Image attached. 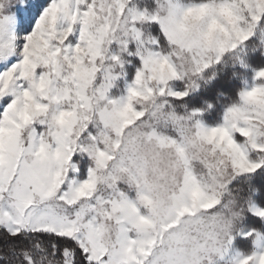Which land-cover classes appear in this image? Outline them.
I'll return each mask as SVG.
<instances>
[{
    "label": "snow or ice",
    "instance_id": "6c2138e0",
    "mask_svg": "<svg viewBox=\"0 0 264 264\" xmlns=\"http://www.w3.org/2000/svg\"><path fill=\"white\" fill-rule=\"evenodd\" d=\"M0 264H264V0H0Z\"/></svg>",
    "mask_w": 264,
    "mask_h": 264
}]
</instances>
